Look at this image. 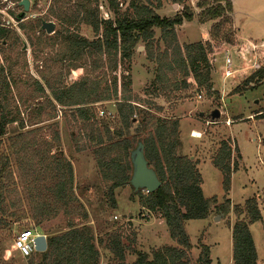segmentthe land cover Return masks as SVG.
<instances>
[{
  "label": "rangeland",
  "instance_id": "374dc122",
  "mask_svg": "<svg viewBox=\"0 0 264 264\" xmlns=\"http://www.w3.org/2000/svg\"><path fill=\"white\" fill-rule=\"evenodd\" d=\"M29 1L27 11H23L22 6H18L13 0L0 1V22L14 31L16 37V40L11 36L0 41V67L4 68L5 73H8L9 68L12 70L11 76L7 78L9 88L0 90L1 101L8 104L11 110H17L25 123L22 129L16 123L8 125L7 133L0 143V155L9 156L12 173L5 190L7 216L0 227V264H33L39 261L37 253L22 257L13 248L16 233L33 230L36 235L43 234L47 237L63 231L68 220L76 224L85 223L92 228L96 239L100 240V243L96 241L100 253L98 264L119 263L109 249L110 240L115 237L120 239L124 249L125 264H131L135 259L133 250L150 252L165 246H177L169 237L163 218L157 212L141 208L130 185L116 188L113 191L116 205L114 208L109 205V182L101 177L96 166L93 151L96 146L86 134L89 133L87 122L73 114L72 107L56 104L48 88L44 86V96L36 88L34 79L44 85L39 76L41 72H48L50 78L59 72L64 84L68 85L79 80L88 71L86 68L72 69L64 62L55 63L53 59L57 45L34 47L32 43L39 31H42L43 37L53 35L40 28L42 21L54 22V31L60 28V24L49 14L54 0ZM115 1L118 3L119 16L131 13L127 7L131 0ZM197 1H185L194 13L199 12ZM77 2L84 0H69L70 5ZM94 5L93 0L90 9ZM97 5L100 16H114L108 0H97ZM181 10L182 4L163 0L155 11L159 16L171 17ZM11 13L20 15V20L16 21ZM211 23L206 25L208 38ZM190 25L194 35L199 36L197 23ZM77 32L89 40L94 38V32L87 24H80ZM154 32L157 39L159 30L155 29ZM224 44L221 51H217L220 44H215L213 53L217 52L214 56L212 53L209 55L210 61H214L216 65V85L220 91H225L221 98L220 94L218 97L207 96L204 91L197 90L191 77L188 78L191 83L188 88L176 89L174 84L180 85V75L177 72L175 75L166 72L169 82H157V73L165 72V69H157L154 57L147 58L142 43L135 48L130 63H121L113 72L105 67L91 72L94 81H101V84L90 99L101 96L103 88L112 94L114 78L117 81V96L124 95L120 92V84L126 81L123 77L127 75L130 84L125 94L131 97L137 109H146L154 117L178 121V152L196 161L204 197H216V204L206 218L184 222L191 244V249L187 251L190 264L196 261L201 243L209 248L212 264H232L231 226L236 219L247 218L245 212L237 215L234 207L243 208L249 198L256 201V194L264 188V117L253 116L249 119L251 114L264 112V83L254 89L233 93V89L246 76L264 66V56L257 59L253 57L254 60H251L245 54L242 55L241 51L229 48L230 44ZM160 49H163L162 44ZM226 49L231 60L230 67L238 66L239 61H242L239 71L234 73L235 70L231 68L234 71L228 77H224ZM90 59L94 61L95 58ZM164 86L165 90L162 88ZM156 89L160 93L157 97L154 93ZM45 99L51 100L54 106ZM115 103L116 100L111 98L89 104L99 129L101 124L107 125L110 131L120 128ZM214 109H218L220 116L212 121L210 113ZM132 123L128 135L134 137L133 148L137 139L152 132L153 127L151 124L142 126L139 110H135ZM18 133H22L21 138H15ZM22 140H25L26 149L14 152L23 144ZM222 140L229 143L232 161L236 160L227 192L223 190L220 171L212 164V158ZM61 157L70 161L73 171L72 193L75 199L68 204L55 198L52 186L56 180L54 164ZM223 203L229 205V212L226 214L217 210L218 205ZM45 208L48 214L36 226V215ZM83 210L87 213L85 219L79 214ZM11 213L14 214L10 215ZM260 213L261 219L250 223L249 230L257 253V264H264V213Z\"/></svg>",
  "mask_w": 264,
  "mask_h": 264
},
{
  "label": "trees",
  "instance_id": "16d2710c",
  "mask_svg": "<svg viewBox=\"0 0 264 264\" xmlns=\"http://www.w3.org/2000/svg\"><path fill=\"white\" fill-rule=\"evenodd\" d=\"M92 1L84 0V2L70 5L69 0H54L49 8V14L58 20L60 28L49 37H43L42 31H39L32 43L34 47L57 45L53 59L55 63L64 62L72 69L86 68L88 72L68 85L64 84L59 72L52 78L48 76V72H41L39 76L44 85L37 79L33 82L43 96L45 86L50 90L56 104L72 107L73 114L81 121L87 122L86 127L89 133L86 134L96 146L93 149L96 166L101 177L109 182L107 200L112 208L116 205L113 191L129 185L131 172L129 152L132 149L134 137H129L128 134L133 126L132 118L135 110H139L142 126L151 124L153 127L152 132L141 139L148 165L155 170L161 185L151 193L133 190V195L137 196L141 208L159 213L167 226L169 237L177 246H165L150 252L133 250L135 259L131 264H190L187 251L191 249V244L184 222L189 219L206 218L212 206L216 204V197H204L201 189L202 179L196 161L190 156L179 154L178 121L154 117L149 115L146 109H137L131 97L125 94L130 84L127 75L123 77L126 81L120 84V92L124 95L117 96L118 87L114 78L112 94L103 88L101 96L90 99L101 84V81H94L91 72L104 67L113 72L121 63H130L135 48L142 43L147 58L154 57L157 69L160 70L161 67L165 69V72L157 73V82L167 83L170 81L167 73L174 75L178 73L180 85L175 83L176 89L188 88L191 84L188 78L191 77L197 90L204 91L207 96L218 97L219 94L213 89L211 81L212 63L209 55L213 54L215 44H232L233 42L232 4L228 0H198L196 7L199 12L195 14L191 6L185 2L186 0H172L176 4H182V10L171 17H166L159 16L155 11L161 6L163 0H131L127 6L131 13L119 16L118 3L115 0H108L114 16L104 18L98 11L97 0H94L95 5L93 9H90ZM11 14L16 21L20 20L19 15ZM194 18L200 24L212 22L209 38L180 45L176 28L184 21L190 22ZM80 24L91 26L94 32L93 39L89 40L79 35L77 28ZM155 29L159 30L157 39L154 37ZM11 36L16 40L14 31L0 22V41L7 40ZM160 44L163 49H160ZM91 57L95 58L94 61L90 59ZM7 72L5 73L2 66L0 67V90L9 88L7 78L11 76V68ZM263 83L264 66H260L246 76L233 89V93L254 89ZM162 88L165 90L166 86ZM154 93L155 97L160 95L157 89ZM1 98L0 96V143L1 138L7 133L8 125L16 123L20 129L25 127L24 119L19 116V112L11 110L8 104L2 103ZM111 98L116 100V115L120 121V128L110 131L107 125L101 124L99 129L89 104ZM45 100L54 106L51 100ZM255 114V116L264 117V112ZM21 134L18 133L15 138H21ZM22 141L23 144L14 152L26 149L25 140ZM212 164L222 175L223 190L229 191L231 172L236 167V160L232 161V149L227 141L220 142L212 158ZM10 166L9 156L0 155V227L7 216L5 190L9 176L12 175ZM54 170L56 180L52 186L55 198L68 204L75 199L72 193L71 163L61 157L60 161L54 164ZM217 210L226 214L229 212V205L220 204ZM234 211L237 215L245 212L247 218L236 219L231 226L232 264H257V253L249 230L250 223L261 219L255 199H247L243 208L237 206L234 207ZM12 214L14 213L10 215ZM47 214L48 211L45 208L37 214L38 216L36 215V226L42 223V218ZM79 214L84 219L87 217L84 210ZM96 241L100 243L90 226L68 220L63 231L47 235L46 250L35 252L39 255V261L33 264H98L100 253ZM110 243L109 249L119 260L118 264H125L124 249L120 239L115 237L110 240ZM192 264H212L210 251L206 245L200 244L198 257Z\"/></svg>",
  "mask_w": 264,
  "mask_h": 264
},
{
  "label": "crops",
  "instance_id": "0c3cea01",
  "mask_svg": "<svg viewBox=\"0 0 264 264\" xmlns=\"http://www.w3.org/2000/svg\"><path fill=\"white\" fill-rule=\"evenodd\" d=\"M232 4V29H233V42L231 47L236 51H241V54H245L246 57L251 60L257 59L260 56H264V0H228ZM195 13H197L195 11ZM197 23L196 29L200 32V35L196 37L192 31L190 24ZM210 22L203 24L198 23L195 19L187 22L184 21L180 26L176 28L177 40L180 45L186 43H193L197 41H204L208 39V29L206 25ZM225 47V44L222 43L219 46L217 51H221ZM218 48V47H217ZM216 50V49H215ZM214 50V51H215ZM215 51L214 54L217 52ZM254 57V59H253ZM250 60V61H251ZM240 63L242 61H239ZM212 63V72H211V81L213 84V89L220 94V98L223 95V91H220L216 85V65L214 61ZM238 63V66H233L234 73L239 71V68L242 66ZM257 63V62H256ZM241 65V66H240ZM253 70V69H252ZM234 78V77H232ZM193 81V80H192ZM233 81V80H232ZM194 83V81H193ZM231 84H233L231 82ZM255 113L249 115V119Z\"/></svg>",
  "mask_w": 264,
  "mask_h": 264
},
{
  "label": "water",
  "instance_id": "95a60500",
  "mask_svg": "<svg viewBox=\"0 0 264 264\" xmlns=\"http://www.w3.org/2000/svg\"><path fill=\"white\" fill-rule=\"evenodd\" d=\"M18 6H22L23 11L29 9V0H19L16 3ZM20 17V15H19ZM41 29L50 34L54 32L55 24L52 21H42ZM202 114V113H201ZM220 116L218 109H214L210 113V119L214 121ZM129 160L131 164V172L128 180V184L134 191H145L151 193L159 188L161 181L158 179L155 170L148 165V162L144 155V145L141 138L137 139L136 145L129 152ZM46 236L38 234L34 238V249L36 252H43L46 250Z\"/></svg>",
  "mask_w": 264,
  "mask_h": 264
},
{
  "label": "built area",
  "instance_id": "2783aa9c",
  "mask_svg": "<svg viewBox=\"0 0 264 264\" xmlns=\"http://www.w3.org/2000/svg\"><path fill=\"white\" fill-rule=\"evenodd\" d=\"M228 49L224 50L226 53V59H225V70H224V77H228L232 74L233 70L230 67L231 60L228 57ZM240 52V51H238ZM256 66V65H255ZM255 68V67H254ZM198 97H201L200 95ZM100 114L102 115L103 112L101 111ZM256 202L257 207L260 212L264 213V188L260 193L256 194ZM36 237V234L33 230L30 231H18L13 239V248L18 251V253L22 257H29L33 253H35L34 249V238Z\"/></svg>",
  "mask_w": 264,
  "mask_h": 264
},
{
  "label": "bare ground",
  "instance_id": "6f19581e",
  "mask_svg": "<svg viewBox=\"0 0 264 264\" xmlns=\"http://www.w3.org/2000/svg\"><path fill=\"white\" fill-rule=\"evenodd\" d=\"M195 134V133H194Z\"/></svg>",
  "mask_w": 264,
  "mask_h": 264
}]
</instances>
